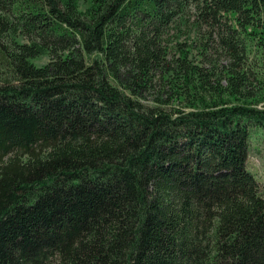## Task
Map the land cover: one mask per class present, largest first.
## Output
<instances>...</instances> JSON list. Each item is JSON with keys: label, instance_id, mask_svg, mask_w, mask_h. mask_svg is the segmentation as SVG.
<instances>
[{"label": "trees", "instance_id": "1", "mask_svg": "<svg viewBox=\"0 0 264 264\" xmlns=\"http://www.w3.org/2000/svg\"><path fill=\"white\" fill-rule=\"evenodd\" d=\"M188 14L226 87L170 57ZM248 27L264 0H0V264H264Z\"/></svg>", "mask_w": 264, "mask_h": 264}, {"label": "rangeland", "instance_id": "2", "mask_svg": "<svg viewBox=\"0 0 264 264\" xmlns=\"http://www.w3.org/2000/svg\"><path fill=\"white\" fill-rule=\"evenodd\" d=\"M95 0H78L79 11L88 12L94 4ZM190 18L179 21L173 26L169 37V53L171 58L181 57V46L188 50L189 60L202 69L216 71L218 77L214 79L220 81L222 87L227 86L225 78L234 68V60L227 53L222 52L218 47L217 35L213 34L210 38V31L206 27L200 28L193 21L192 14H188ZM188 17V16H187ZM235 25V23L233 22ZM255 29L248 27L244 31L241 41L244 46L243 63H241L240 71L246 74L249 79L248 92H251V98L247 104H253L255 108L264 110V47L260 45L262 39L258 35H253ZM49 56H43L33 61L37 67H44L50 64ZM234 104H245L244 101H232ZM250 152L248 159V169L258 178L262 186L264 196V130L258 131L250 141Z\"/></svg>", "mask_w": 264, "mask_h": 264}]
</instances>
